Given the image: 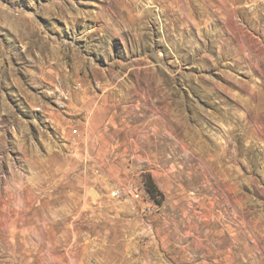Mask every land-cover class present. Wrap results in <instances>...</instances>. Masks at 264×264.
Masks as SVG:
<instances>
[{
	"label": "rangeland",
	"instance_id": "obj_1",
	"mask_svg": "<svg viewBox=\"0 0 264 264\" xmlns=\"http://www.w3.org/2000/svg\"><path fill=\"white\" fill-rule=\"evenodd\" d=\"M0 264H264V0H0Z\"/></svg>",
	"mask_w": 264,
	"mask_h": 264
},
{
	"label": "built area",
	"instance_id": "obj_2",
	"mask_svg": "<svg viewBox=\"0 0 264 264\" xmlns=\"http://www.w3.org/2000/svg\"><path fill=\"white\" fill-rule=\"evenodd\" d=\"M111 196L118 199H134L139 202V211L141 214L148 216L153 213V207L150 205V202H145L141 190L137 186L128 184L124 187L113 188Z\"/></svg>",
	"mask_w": 264,
	"mask_h": 264
},
{
	"label": "bare ground",
	"instance_id": "obj_3",
	"mask_svg": "<svg viewBox=\"0 0 264 264\" xmlns=\"http://www.w3.org/2000/svg\"><path fill=\"white\" fill-rule=\"evenodd\" d=\"M229 10H232V6H230V9Z\"/></svg>",
	"mask_w": 264,
	"mask_h": 264
}]
</instances>
